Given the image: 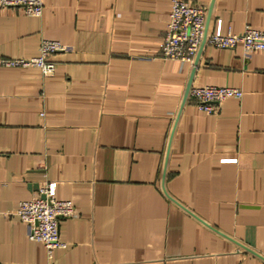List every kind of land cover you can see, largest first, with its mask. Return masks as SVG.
Masks as SVG:
<instances>
[{"label": "crops", "instance_id": "1", "mask_svg": "<svg viewBox=\"0 0 264 264\" xmlns=\"http://www.w3.org/2000/svg\"><path fill=\"white\" fill-rule=\"evenodd\" d=\"M187 1L206 8L208 33L264 30V0ZM172 4L0 7V56L66 46L49 75L0 66V264H264V50L164 58ZM190 79L243 95L209 113L185 99ZM48 181L77 213L51 255L17 214Z\"/></svg>", "mask_w": 264, "mask_h": 264}, {"label": "built area", "instance_id": "2", "mask_svg": "<svg viewBox=\"0 0 264 264\" xmlns=\"http://www.w3.org/2000/svg\"><path fill=\"white\" fill-rule=\"evenodd\" d=\"M22 6L28 15L41 16L44 0H0V7ZM206 8L187 0H173L167 32L163 39L162 56L181 62L193 63L205 35ZM242 42L246 53L264 50V30L247 25L240 33H223L221 28L206 34V44L221 48H234ZM66 46L59 40L43 39L40 54L34 57L12 58L0 56V66H36L44 75L52 74L55 63L49 56ZM243 90L233 86L193 85L188 98L209 113L216 111L221 101L240 98ZM17 214L30 226L29 237L44 243L51 255L55 248L62 247L60 218L76 216L72 201L56 197V182L48 181L40 187L39 195L20 202Z\"/></svg>", "mask_w": 264, "mask_h": 264}, {"label": "water", "instance_id": "3", "mask_svg": "<svg viewBox=\"0 0 264 264\" xmlns=\"http://www.w3.org/2000/svg\"><path fill=\"white\" fill-rule=\"evenodd\" d=\"M208 19H209V14L207 15V20H206V25H205V35H204V39H203V42H202V44L200 46V49H199V52H198V54H197V56L195 58V61H194V64L195 65L197 64L198 56H199L201 50L203 49L204 45L206 44V34H207V27H208V24H207L208 23ZM193 72H194V70H193ZM191 86H192V79H190V81H189V83L187 85L185 99L188 97L189 90H190Z\"/></svg>", "mask_w": 264, "mask_h": 264}]
</instances>
